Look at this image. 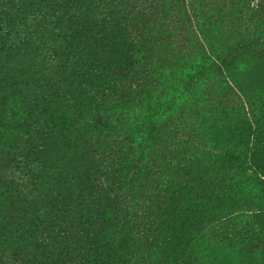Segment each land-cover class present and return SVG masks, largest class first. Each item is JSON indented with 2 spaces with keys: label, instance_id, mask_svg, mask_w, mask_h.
<instances>
[{
  "label": "trees",
  "instance_id": "trees-1",
  "mask_svg": "<svg viewBox=\"0 0 264 264\" xmlns=\"http://www.w3.org/2000/svg\"><path fill=\"white\" fill-rule=\"evenodd\" d=\"M179 25L203 49L180 89L224 90L201 122L223 114L221 143L170 127L179 95L145 99L147 33ZM234 25L242 44L219 48ZM254 46L264 0H0V264H200L229 234L259 253L264 193L246 194L264 191V104L231 70ZM120 120L132 124L113 136ZM251 211L256 225L233 233Z\"/></svg>",
  "mask_w": 264,
  "mask_h": 264
},
{
  "label": "rangeland",
  "instance_id": "rangeland-1",
  "mask_svg": "<svg viewBox=\"0 0 264 264\" xmlns=\"http://www.w3.org/2000/svg\"><path fill=\"white\" fill-rule=\"evenodd\" d=\"M237 26L234 25L231 27L232 30L226 26L219 28L215 34L216 41L214 43L223 50L233 47L236 43L242 44L239 41H236V43L233 42L232 36L236 31L239 32L242 30L241 26ZM180 28L181 26L179 25L172 29L174 31H169L171 29H162L160 33L155 31L159 29L152 28L147 33L146 38L149 53L145 56V60H147H144L143 63L147 62L145 67L149 68L148 73L145 75V81L147 82L149 90L145 99L147 102L152 103L168 99L173 94L179 95L177 106L175 107L176 111H174V116L178 119L177 124H170V127L176 131V126L178 125V127H184L189 133H192L196 129L205 133L212 131V136L214 135L217 140L214 137L213 139L217 143H221L225 137L227 138L232 135V133H229L231 126L227 121L219 125V120L224 118L222 117L223 114L219 116L217 113L214 118L215 123L211 130L201 127V122L206 119L212 121L207 114L211 107L223 100L224 90L218 80H213L212 78L202 82V91L200 93L198 87L188 90L180 89V82L184 78V73L199 62L201 53L203 52V49L198 44H193V42L186 40L187 37L182 33ZM231 70L236 77H239L244 82L252 99L261 101L264 104V47L254 46L249 49L239 50L233 61ZM177 89H179V92L176 91ZM120 121L115 123L114 130L112 131L113 136L126 135L129 126L132 124H129L127 121ZM201 134L203 136L208 135ZM120 147L118 149V157L124 156L122 151L128 152L130 157L132 156L128 141L124 140L120 144ZM166 147L168 148L166 144H161L160 146L158 144L156 149L154 148L153 152H157L156 159L163 156L165 158L167 157V153L164 151ZM129 161L127 159L125 163L129 164ZM122 165L124 164L122 163ZM249 177H255L252 171L241 177L240 180L246 185V179ZM233 191H235V188ZM261 192L264 193L262 189L253 186L251 187V191L247 192L246 195L248 196L246 199H250L255 194H260ZM232 203L234 201L228 198L227 203H224L223 207H228ZM249 213V216L241 224L237 222L230 227L233 233L241 230L243 235L245 231L251 230L256 225L257 220L253 218L255 212L251 211ZM236 237L237 235L229 234V241L226 239L227 241H220L217 245H211L208 250L209 253L205 252L199 255V263L243 264V262H246L247 264H264V244L257 249L259 251L257 254L250 255L248 251L241 253L240 247L236 245ZM250 245L253 246V244Z\"/></svg>",
  "mask_w": 264,
  "mask_h": 264
}]
</instances>
